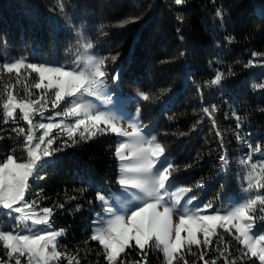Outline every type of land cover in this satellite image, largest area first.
Instances as JSON below:
<instances>
[{"label": "trees", "instance_id": "trees-1", "mask_svg": "<svg viewBox=\"0 0 264 264\" xmlns=\"http://www.w3.org/2000/svg\"><path fill=\"white\" fill-rule=\"evenodd\" d=\"M64 3L61 12L56 0H0V53L6 51L15 59L27 57L32 62L54 60L68 64L78 47V39L90 40L99 56L119 53L115 64L108 61L109 84L128 96L138 91L149 94L148 101L139 103L142 120L153 123L154 134L179 165L175 180L191 186L203 179L205 188L194 189V192L201 201L213 200L215 206L220 207L236 191L233 176L241 169L239 161L248 151L246 145L237 141L235 132L250 137L254 144L260 143L264 148V112L260 111L264 108V89L252 87L264 83V56L256 58L252 66L244 67L254 59L253 52L264 53V0H186L181 6L175 5L173 0H64ZM217 8L225 13L223 21L215 16ZM66 16L71 18L72 28L67 26ZM131 16L141 19L124 27L116 26ZM178 16L183 20H178ZM100 25L105 27L101 29ZM226 36H234L235 42L227 43ZM2 59L0 57V61ZM229 66L234 73L232 76L227 75ZM217 69L225 73V78L220 86H211ZM115 72L120 73L116 84L111 79ZM24 75L26 72L22 70L21 83L15 84V80L5 74L0 81V94L3 84L9 82L14 85V94L24 96ZM35 75L33 73L27 81L29 85ZM197 85L202 95L197 92ZM212 105L218 109L213 115L230 160L228 173L222 177H217L221 154L219 138L202 111L204 107L211 111ZM2 111L0 106V113ZM233 111L242 118L239 130L235 128ZM13 126L0 121L3 130L0 135L5 136L0 140V161L13 149L17 156L24 155L20 142L9 138L15 137L10 131ZM116 142L113 134L101 135L57 153L54 162L41 173L45 179L33 182L28 197L34 198L36 192L43 189L41 206L65 203V208L56 212L53 227L65 229V235L59 238L62 250L71 253L84 249L81 264H106L99 254L102 248L89 237L98 210L96 189L118 188ZM189 164L192 167L185 169ZM81 188L88 189L83 198L75 191ZM66 193L77 195L78 199L65 202ZM218 193L219 199H214ZM88 200H93L91 206ZM77 204L83 206L80 211L75 210ZM258 228L264 232V225L258 224ZM225 239L230 241L233 254L238 255V242L227 234ZM86 240L89 242L85 247ZM3 251L0 244V255ZM127 251L133 259L139 258L138 250ZM216 255L210 251L205 259ZM187 258L190 264L198 261L196 256ZM148 260L149 264H165L162 253L155 248L149 250ZM218 264H223V259ZM247 264H259V261L253 258Z\"/></svg>", "mask_w": 264, "mask_h": 264}, {"label": "snow or ice", "instance_id": "snow-or-ice-1", "mask_svg": "<svg viewBox=\"0 0 264 264\" xmlns=\"http://www.w3.org/2000/svg\"><path fill=\"white\" fill-rule=\"evenodd\" d=\"M56 2L63 12L64 0ZM173 3L181 6L186 0H173ZM224 15L222 9H216L215 16L221 21ZM140 19V16H131L116 26L124 27ZM177 19L183 20L180 16ZM65 20L72 28L71 18L66 16ZM104 27L100 25L101 29ZM224 39L229 44L235 42L234 36ZM77 45L68 64L32 62L27 57H4L0 61V81L6 74L15 80V84H20L21 72H26L23 76L26 82L24 96L14 94V85L9 82L3 84L0 94L3 110L0 121L4 125H14L10 131L15 137L9 138L20 142L24 153L17 156L13 149L0 161V212L5 217V222L0 224V244L4 250L0 264H61V261L81 264L84 249L78 248L71 253L62 250L59 238L65 235V229L53 227V218L58 210L65 208V203L41 206L43 189L37 191L34 198L28 197L33 182L45 179L41 173L54 162L57 153L107 134L118 138L114 156L119 163L116 179L119 189H96L95 201L103 214H97L92 221L89 237L102 248L99 254L103 255L106 264H149V250L153 248L162 253L165 264H190L188 256H196L203 264H218L220 259L223 264H247L253 258L264 264V232L258 228V224L264 225V148L261 144H254L250 137L245 138L236 131L237 141L248 149L239 161L242 168L240 197L228 198L220 207H216L213 200L198 202L200 196L194 189H204V180L191 186L178 184L174 177L180 167L166 154V147L157 136L146 131L141 122V109L137 107L134 113H128L127 101L118 87L109 88L108 61L115 64L119 53L96 55L93 43L86 39H78ZM251 55L254 59L244 65L246 68L264 53L253 52ZM33 73L35 80L29 85L27 81ZM227 75H234L230 66ZM224 78L225 73L217 69L210 85L220 86ZM111 79L116 84L120 73L115 72ZM208 84L206 81L205 85ZM252 87L262 90L264 83ZM196 89L202 95L199 85ZM135 99L148 101L150 96L138 91ZM49 110L53 115L46 117ZM202 111L219 138V171L223 172L229 159L223 134L213 115L218 111L217 106L212 105L211 111L204 107ZM260 111L264 112V108ZM57 117L60 119L56 120ZM232 117L236 121V130L241 129L242 118L235 111ZM225 118H228L227 114ZM45 119L48 122H43ZM4 138L0 135V140ZM56 144L58 146H54ZM190 167L191 164L185 165V169ZM220 187L223 191L224 186ZM87 190L75 191L83 198ZM189 193L193 194L189 196ZM219 195L214 199H219ZM78 196L66 193L65 202L77 200ZM87 203L91 206L93 200ZM82 207L77 204L75 210L80 211ZM209 210H212L210 214ZM174 216H178V221H174ZM225 234L240 245L238 255L230 250V241L225 239ZM88 242L84 241L85 247ZM130 249L138 250V259L131 257L127 251ZM210 251L217 255L205 259ZM198 261L192 264H198Z\"/></svg>", "mask_w": 264, "mask_h": 264}, {"label": "rangeland", "instance_id": "rangeland-1", "mask_svg": "<svg viewBox=\"0 0 264 264\" xmlns=\"http://www.w3.org/2000/svg\"><path fill=\"white\" fill-rule=\"evenodd\" d=\"M93 51H94V50H93ZM94 53H95L96 55H98L95 51H94ZM0 57L4 58V57H11V56L5 51V52L0 53ZM11 58H13V57H11ZM13 59H15V58H13ZM30 61H31V60H30ZM44 63H48V64H59L58 62H56V61H54V60H46ZM109 88H110V89H115V88H117V87H113V86H111V85L109 84ZM118 90H119L120 93L123 94V97H124L125 101H127V103L125 104V108H126V111H127L128 113H134L137 107L140 108L139 103H140L141 101H143V100L137 101V100L135 99V97L137 96V94L134 95V96H128V95H125V94L122 92V90H121L120 88H118ZM114 98H115V97H114ZM109 107H110V106H109ZM60 110H61V109H56V111H60ZM51 115H53V112H52L51 110H49L48 112L45 113V116H46V117H47V116H51ZM59 119H60L59 117L56 118V120H59ZM36 120L39 121V120H40V117L37 116V117H36ZM43 122L46 123V122H48V121H47V119H45ZM141 122H142L143 125L146 126V131H149V132H151L152 135H155L154 132H153V129H154V125H153V123H145V122L142 120V112H141ZM125 126H126V124H125ZM128 130L131 131V129H128ZM37 134H39V133H37ZM114 136H115V135H114ZM155 136H156V135H155ZM115 137H116V136H115ZM117 139H118V138L116 137V140H117ZM157 139H158V138H157ZM158 141H159V140H158ZM166 154H167V153H166ZM167 155H168V154H167ZM168 156H170V157L172 158L171 155H168ZM172 160H173V158H172ZM229 161H230V160H229ZM229 166H230V163H229V165H228V167H227V169H226L225 171H223V172L218 171L217 177H222V176L226 175V174L228 173ZM241 172H242V168L238 171V173H237L236 175L233 176V179L236 180V191H235L234 193H232V194L228 197V198H231L232 200H235V199L239 198L240 195H241V193H240L241 180H240V178H239V175H240ZM177 183H178V182H177ZM178 184H179V183H178ZM180 185H181V184H180ZM118 189H119V185H118V188H116L115 190H112V191H117ZM188 195L190 196L191 193H189ZM228 198H227V200H228ZM227 200H226V201H227ZM198 202L203 203V201H201V199H200V201H198ZM211 211H212V210H209V214L211 213ZM97 214H101V215L103 214V210H102L101 207L99 206V203H98V210L96 211L95 216H94V220L96 219ZM173 219H174V221H178V216H174ZM0 221H1V224L5 222V217L3 216L2 212H0ZM7 223H11V221H7ZM233 231H234V230H233ZM182 235H183V233H182ZM133 243H134V242H133Z\"/></svg>", "mask_w": 264, "mask_h": 264}]
</instances>
